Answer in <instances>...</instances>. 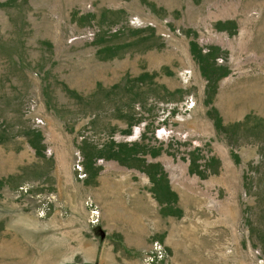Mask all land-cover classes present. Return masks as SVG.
Segmentation results:
<instances>
[{"label":"rangeland","instance_id":"obj_1","mask_svg":"<svg viewBox=\"0 0 264 264\" xmlns=\"http://www.w3.org/2000/svg\"><path fill=\"white\" fill-rule=\"evenodd\" d=\"M0 264H264V0H0Z\"/></svg>","mask_w":264,"mask_h":264},{"label":"built area","instance_id":"obj_2","mask_svg":"<svg viewBox=\"0 0 264 264\" xmlns=\"http://www.w3.org/2000/svg\"><path fill=\"white\" fill-rule=\"evenodd\" d=\"M154 248H155V252L152 253V255L153 256H157L158 258H161V256H162V250H161L160 246L155 245Z\"/></svg>","mask_w":264,"mask_h":264}]
</instances>
